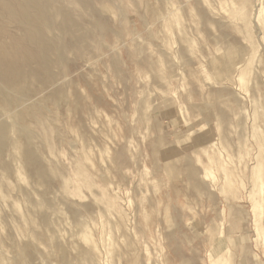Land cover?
Instances as JSON below:
<instances>
[{"label": "rangeland", "instance_id": "1", "mask_svg": "<svg viewBox=\"0 0 264 264\" xmlns=\"http://www.w3.org/2000/svg\"><path fill=\"white\" fill-rule=\"evenodd\" d=\"M88 1L103 46L0 82V264H264V0Z\"/></svg>", "mask_w": 264, "mask_h": 264}, {"label": "bare ground", "instance_id": "2", "mask_svg": "<svg viewBox=\"0 0 264 264\" xmlns=\"http://www.w3.org/2000/svg\"><path fill=\"white\" fill-rule=\"evenodd\" d=\"M60 3H68L73 6L68 11H61L59 10L61 8L58 9V4ZM90 13H92L93 16L96 15V11L92 10L91 5H89L88 0H0V26L5 25V24L8 26H13V27L15 26L20 31L22 37L25 39L24 40L21 37L22 41L31 43V46H32L31 49H33L34 47V50L32 51L28 47H26L28 48L26 49L25 46L22 44L24 49H26V51H24L23 53L24 57L23 56L21 57L24 59L22 60V62H17L16 60H13L11 53H10L11 56H9L11 58H9L6 53L7 50L5 51L4 50L5 48H3L4 46L1 47L0 45V48L2 49L0 50V82L2 80V82H4V86H6L5 84H8L11 87L13 86L16 89L21 90V91H25V89L28 90L32 88L38 89L47 83H50V82L54 83L53 82L54 79H57L58 76L65 73L66 71L65 69L69 66V63H71V61L73 60L65 56L64 51H69L72 54L73 58H80L83 55H85L87 51L93 53L100 46H103V44H105V40L107 41V39L104 40V36L106 33L105 32L106 27L102 25H98L99 23L92 20V16ZM57 16L58 18L59 16H61L62 21L61 19L60 21L59 20L56 21ZM8 29L10 31V28ZM55 29H58L60 31V34L54 35L53 31H55ZM76 29L81 30V35L80 33L79 34L77 33L78 36L80 35V37H77L78 40L74 41L72 37H74L73 34ZM7 31L8 30H6L5 32ZM108 32H109L108 34L110 36H113L114 38H117L120 35L117 29H109ZM0 35L1 37H3L2 34ZM4 39L2 41H5ZM18 44H20V42ZM2 45H3V42H2ZM8 52H10V50ZM32 76H37L38 79H37V83L31 86L30 84L32 83L30 79ZM58 81L59 80L57 79V82ZM62 82L64 83V81ZM48 85H51V84H48ZM53 85L54 84H52V87ZM65 85L67 84L65 83ZM60 86L61 85H59V87ZM61 89H63V87L60 89H56L55 90L56 93H54L55 95L53 94L54 98L57 100L61 99L60 98L61 95L64 94L63 93L64 91ZM1 98H3V96ZM54 98H53V101H54ZM7 124H9V122ZM9 125H11V123ZM6 129H8V127H5L3 124L0 125V152L3 151V149L6 146V141L4 139V136L7 131ZM254 195H256V193Z\"/></svg>", "mask_w": 264, "mask_h": 264}]
</instances>
